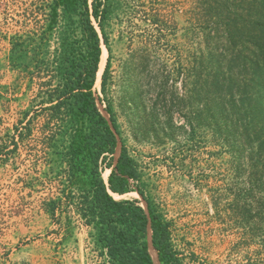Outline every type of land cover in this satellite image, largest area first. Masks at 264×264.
Wrapping results in <instances>:
<instances>
[{"label": "rangeland", "instance_id": "rangeland-1", "mask_svg": "<svg viewBox=\"0 0 264 264\" xmlns=\"http://www.w3.org/2000/svg\"><path fill=\"white\" fill-rule=\"evenodd\" d=\"M50 1L0 0V264L101 259L76 213L48 210L60 182L45 153L44 115L19 123L40 108L36 95L46 77L15 66L10 49L16 35L44 28ZM113 1L106 25L111 49L102 44L101 55L111 62L106 92L98 74L94 89L107 118L100 98L114 107L143 189L172 221L182 264H264V221L243 140L228 131L229 122L214 119L211 89L197 97L205 77L196 81L190 70L214 46L229 52L226 34L216 35L223 34L225 0ZM117 198H136L147 208L136 191Z\"/></svg>", "mask_w": 264, "mask_h": 264}, {"label": "trees", "instance_id": "trees-1", "mask_svg": "<svg viewBox=\"0 0 264 264\" xmlns=\"http://www.w3.org/2000/svg\"><path fill=\"white\" fill-rule=\"evenodd\" d=\"M46 5L44 28L16 35L9 57L19 68L29 72L33 68L32 77H46L36 95L40 108H34L29 118L26 112L19 123L44 115L45 153L60 182L59 195L48 202L49 212L55 215L60 208L71 209L79 216L89 229L99 264H155L150 236L158 264H182L172 242V221L143 189L139 165L122 137L114 107L100 98L106 103L107 118L94 89L102 44L111 49L106 25L114 1L51 0ZM221 5L223 34L216 35L226 34L229 52L214 46L206 60L190 70L197 74L196 81L205 77L196 89L197 97L211 89L214 119L229 122L228 131L243 140L242 152L253 168L251 193L256 194L258 215L264 221V0H225ZM106 62L103 92L110 57ZM19 135L23 137V132ZM106 169H111L107 181ZM133 191L146 200L147 208L136 198L113 194Z\"/></svg>", "mask_w": 264, "mask_h": 264}, {"label": "bare ground", "instance_id": "bare-ground-1", "mask_svg": "<svg viewBox=\"0 0 264 264\" xmlns=\"http://www.w3.org/2000/svg\"><path fill=\"white\" fill-rule=\"evenodd\" d=\"M104 68H105V62L102 61V62L100 63V69H99V71H98V78H99V79H98V83L101 82V77H102V73H103ZM120 150H121V146H119L118 149H117V155H119ZM109 173H110V169L107 171V177H108ZM113 194H114V196H115L116 198H117L118 196H125V195H127V194L119 195V194H116V193H113ZM149 243H150L151 254H152V257H153V259H154V261H155V264H158V263H157V261H158L157 251H156V250L154 249V247H153L152 240H151V236H150V238H149Z\"/></svg>", "mask_w": 264, "mask_h": 264}, {"label": "water", "instance_id": "water-1", "mask_svg": "<svg viewBox=\"0 0 264 264\" xmlns=\"http://www.w3.org/2000/svg\"><path fill=\"white\" fill-rule=\"evenodd\" d=\"M119 143H121L120 141H119ZM107 181V180H106ZM144 208V207H143ZM147 212H148V209H145Z\"/></svg>", "mask_w": 264, "mask_h": 264}]
</instances>
